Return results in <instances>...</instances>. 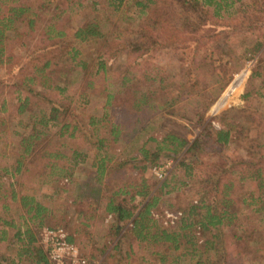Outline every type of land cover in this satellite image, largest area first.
I'll return each instance as SVG.
<instances>
[{"label":"trees","instance_id":"obj_1","mask_svg":"<svg viewBox=\"0 0 264 264\" xmlns=\"http://www.w3.org/2000/svg\"><path fill=\"white\" fill-rule=\"evenodd\" d=\"M28 1L0 0V66L5 65L10 75L8 82L0 79V264H51L36 228L47 221L58 226L66 211L36 199L44 184L67 192L63 205L82 199L72 195L73 173L87 161V153L54 142L51 125L56 126L55 135L78 138L96 151L83 183L93 194L94 206L77 215L67 236L90 264H103L94 254L95 249L103 251L99 234L89 233L82 240L99 213L111 217L108 232L128 238L117 264H243L264 256V142L250 140L246 157L232 159L223 152H210L226 147L234 124L229 121L235 120L222 112L214 116L221 124L215 127L204 116L228 77L222 76L219 83L217 66L204 63L196 77L178 82L172 93L164 68L145 65L163 48L199 49L223 39L225 44L216 52L240 65L234 69L241 70L254 59L243 99L253 92L264 97V0H65L86 16V7L91 8V16L75 30L73 40L53 19L43 20ZM112 12L128 20L126 27L109 30ZM133 13L139 18L136 24ZM35 35L30 50L27 39ZM97 39L106 47L87 60L78 43ZM17 46L26 52L22 62L12 56ZM119 52L138 60L127 59L113 79L108 68ZM227 69L223 67L224 75ZM109 79L113 91L107 86ZM102 81L108 92L106 106L114 108L118 118L91 116L89 128L81 127L73 97L84 101V90ZM186 104L194 106L185 110ZM156 108L171 109L176 116L194 109L196 124L201 125L198 134L192 141L171 132L160 138L149 134L136 152H124L129 145L126 134L161 115ZM241 117L247 127L264 130V109ZM165 158L174 159L182 171L183 177L173 184L167 178L159 181L145 175L148 167ZM63 178L68 183L60 187ZM173 191L171 209L179 215L173 224L164 225L152 210L158 208L161 195ZM136 197L141 198L139 205ZM236 225L243 234L231 229ZM209 251L212 256L204 258Z\"/></svg>","mask_w":264,"mask_h":264},{"label":"rangeland","instance_id":"obj_2","mask_svg":"<svg viewBox=\"0 0 264 264\" xmlns=\"http://www.w3.org/2000/svg\"><path fill=\"white\" fill-rule=\"evenodd\" d=\"M28 4L40 15L43 20L53 19L57 23V25L65 31L66 35L71 40H73L75 30L79 26L85 24L91 16L90 7H86V10L89 12V15L86 16L84 14L85 12L83 13L81 11H77L75 8L71 7V5L68 4L65 0H29ZM132 10H134V8H132ZM96 14L97 11L95 10L93 12V15L96 16ZM110 16L112 18V24L109 26V30H113L116 26H118L119 28L121 26L126 27V22H128V20H125V18L122 17L119 12H112ZM132 17L134 24H136L139 18H137L134 13L132 14ZM217 30L220 31L221 27H218ZM36 37L37 35L32 37L31 40L27 39V44L31 46L28 47L30 48V50L34 48V39ZM224 44L225 41L222 39L217 41L215 40V42L210 45L205 44V47H200L199 49L194 48L191 45L163 48L159 51H156L150 57V59H147L148 61L145 63V65L151 66L156 70L164 68L165 75L168 74L173 83H171V86L169 88L170 92L172 93L177 90L176 84L178 82L189 80L190 75H192V77H196L195 75H197L200 70V67L204 63L206 64L213 62V65L217 66L216 79L219 83L221 82L222 76H226L224 80H226L228 77L227 84L219 92L218 97H216L213 105L204 112V116L205 118H207V121H210L211 125L215 127H221V124L214 119V116H217L222 112L230 114L232 118L235 119L229 121L234 122V124L231 130L229 142L227 143L226 147L224 146L223 148L221 147L222 149L220 148L211 151L209 150L210 152H223L225 153V155H228L230 158L234 159L240 156L246 157V146L247 143L250 142V140L257 141L258 139L264 142L263 126L260 128L250 126L247 127L244 123L246 122V120H243L242 122L241 117L244 114L253 113L254 110H263L264 97L256 95L253 92L251 95L248 96V98L243 99L242 95L248 86L247 84H245V81L250 73V69L252 67V64L254 63V59L247 60L241 70L234 69L240 65L237 63L234 64L233 59L230 60L227 56L221 55L219 52H216V49H220V47ZM78 46L81 49L83 57L87 60H91L98 53V51H100L101 49L102 51H104V47H106V44L102 39H97L78 43ZM12 51V56L15 59L20 60V62H22V60L26 58V52L24 48L17 46L13 48ZM115 56L116 57L114 59H111L113 61V65H109L110 68H108L110 70V73L108 75L113 79H115L116 76L121 73L120 71L125 66V61L127 59L130 60L129 62H132L133 60H138L135 59V56L132 54L128 55L119 52L115 54ZM111 60H109L108 62H110ZM224 66H227L228 68L226 73L227 75H224L223 73ZM16 73L14 75H16ZM236 75H243L241 77V84L233 93L230 94L225 105L215 110L217 102L223 96L224 92L227 90L229 85L235 80ZM0 79H4L5 82L10 81V75L7 73V67L5 65L0 66ZM108 81L109 82L107 83V86L110 91H113L115 89V86L113 84L114 82L112 81V79H109ZM97 82H99V80ZM103 85L106 86V84L102 81L101 83H96L93 88L91 87L85 89L83 92L85 94L84 101H81L78 95H74L73 108L76 115L75 117L80 122L79 125H81V127L85 126L86 128H89V125H87V121L91 116H100L102 114H106V119L111 118L112 115L114 118H111V120L118 118V113L114 114V111H112L114 110V108L110 107L109 105L106 106V94L108 92L104 89ZM72 89H74L73 86ZM206 93L204 94L205 99L208 97V94ZM191 106H194V104H186L184 109L186 110V108H190ZM170 110L171 109L156 108L155 111L159 112L161 115L157 113L159 116L150 118L148 122H146L144 127L135 128L132 131H129L125 136L129 145L125 146L126 149L124 150V152H136L135 147L139 146L149 134L160 138V136L165 132H171L175 133L176 135L182 138L192 141V139L198 134L197 132L201 128V125L196 124V119L193 114L194 109H189L187 112L185 111L186 113L184 116H176L175 114H172ZM198 110L201 111L202 109L199 108ZM49 127L51 130V136L53 137V141L56 143H58L57 141L63 143L64 146L62 148L66 149L69 147H75L78 148V150H80L81 152L87 153V161L78 165V167H76L73 173L74 182L72 195H78L80 198H82L81 200L76 201V203L71 202L68 205H63L61 204V199L65 194H67V192H56L54 188L48 184H44L35 193L36 199L44 206L50 208L54 207L57 209L61 207L62 210L66 211L65 219L62 222L58 223V226L64 228L67 233H70V231L74 230L77 215L83 213L85 207L94 206V204L90 203L92 202L91 198L93 197V194H91V191L87 190L86 186H83V183L88 177V172L91 170L89 164L93 159L94 152L96 151L93 147H90L84 141L79 140L78 138H67L66 136L59 137L55 135V125H51ZM12 148L13 147H11V149ZM213 159L218 160L219 156H214ZM172 161L174 165L166 176V180H168L170 184H173L175 181H177V179L183 177L182 171L176 167V161L174 159H172ZM152 166L153 165L146 169L145 175L148 178H153V174L150 170ZM76 182H78V184ZM67 183V179L63 178L61 179V181H59L58 186H65L64 184L67 185ZM175 194L176 191L171 192L170 195H161V202L158 204V208L152 210V216L154 218L160 217L165 222L169 220V218L167 217L168 213H176L171 209L172 204L174 203L173 198ZM167 196L171 197L172 199L167 200ZM140 201L141 198L136 197L134 202L135 204L139 205ZM111 224V217L109 215L99 213L92 220L90 227L85 231V235L82 238V240H87L89 233L96 232L97 234H99V236L104 242L103 251L98 252L95 249L94 254L96 259L99 262L101 261L103 264H117L121 262V258L123 256L121 252L125 250L127 246L128 238L119 239L121 236L118 235L114 230L108 232V230L111 228ZM45 225L51 226L47 221L46 223L37 227L36 230H39ZM129 225L130 224H128L126 227H128ZM231 229H234V231L238 232L239 234H243L241 227L237 225L233 228L231 227ZM118 239L121 242H118L117 244ZM88 244L89 246H91V240H89ZM135 250V252H137L136 248ZM212 254L213 252L209 251V253H204L203 257L208 258L212 256ZM227 258L229 260H232V257ZM243 264H264V256H261L259 258H253L252 260L246 261Z\"/></svg>","mask_w":264,"mask_h":264},{"label":"built area","instance_id":"obj_3","mask_svg":"<svg viewBox=\"0 0 264 264\" xmlns=\"http://www.w3.org/2000/svg\"><path fill=\"white\" fill-rule=\"evenodd\" d=\"M174 163L165 158L151 167V172L158 180L166 178ZM179 213H168L164 225L173 224ZM67 231L59 226H43L38 230L37 239L51 264H90L81 249L67 239Z\"/></svg>","mask_w":264,"mask_h":264},{"label":"bare ground","instance_id":"obj_4","mask_svg":"<svg viewBox=\"0 0 264 264\" xmlns=\"http://www.w3.org/2000/svg\"><path fill=\"white\" fill-rule=\"evenodd\" d=\"M243 75H236L235 80L229 85L227 90L224 92L223 96L220 98V100L217 102V105L215 106V110L223 107L228 100L231 93H233L241 84V77Z\"/></svg>","mask_w":264,"mask_h":264}]
</instances>
